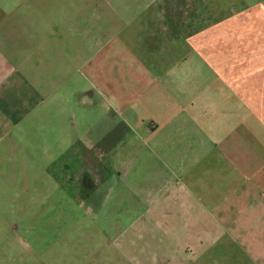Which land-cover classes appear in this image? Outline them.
Instances as JSON below:
<instances>
[{"label":"crops","instance_id":"0c3cea01","mask_svg":"<svg viewBox=\"0 0 264 264\" xmlns=\"http://www.w3.org/2000/svg\"><path fill=\"white\" fill-rule=\"evenodd\" d=\"M81 1L95 0H0V264H65L63 225L80 219L33 232L51 219L27 212L44 208L31 194L48 193L45 176L64 184L65 145L81 155L69 161L88 167L95 208L112 186L72 115L84 111L91 123L96 105L111 113L110 135L135 129L140 139L119 175L137 210L115 221L125 227L114 234L131 263L264 264V0H230L227 16L192 14L190 5L137 12L141 32L114 26L113 10L103 25L80 24ZM213 15L219 21L198 28Z\"/></svg>","mask_w":264,"mask_h":264},{"label":"rangeland","instance_id":"374dc122","mask_svg":"<svg viewBox=\"0 0 264 264\" xmlns=\"http://www.w3.org/2000/svg\"><path fill=\"white\" fill-rule=\"evenodd\" d=\"M223 0H95L90 2L88 7L87 1H81V6H85V11L81 12L80 24H95V26L103 25L104 17L100 16L105 10H113V25L120 27L122 25L133 26L132 32L142 30L140 27H147V24L140 23L137 24L136 18L132 15L137 12H160L165 9H180L184 8L185 5H190L189 9H192V14H208L221 13V15H230L234 10V5L228 0L226 3H221ZM123 10H127L131 16L130 18H125L121 16ZM203 16L201 20L197 23L198 28L206 27L219 21V18L216 16ZM90 17V18H89ZM227 18V17H226ZM127 35H130L128 30L125 31ZM177 33V31H176ZM148 32L145 31V35ZM178 37L175 40L177 44ZM119 43V42H118ZM120 44V43H119ZM130 54L131 59L140 54L138 48L131 49ZM115 53V50H112ZM106 54L108 65L111 63V66L114 67L116 60L119 57L111 56V50ZM111 60L109 62V59ZM98 76L96 77L95 82H93L96 95L102 94L104 92L102 83L103 80L99 77L100 73L97 71ZM102 82V83H101ZM88 81H85L82 87H88ZM92 112V110H91ZM83 112L72 114L73 117H78V121L83 124L84 127L80 130V133H90L93 138V146L90 151L91 156H95L97 163V168H101L102 171L106 172L109 170V175L113 174L112 186L107 189L106 193H98V197H103L101 201L96 205L91 202L89 198V186L88 175L83 176V173L88 172V167L85 162L82 160L80 166L77 162L72 163L69 161L72 156H81L80 153L69 148L65 145L64 153V167L65 176L64 184L56 182V178L52 176H45L43 180H47L45 184H48L47 188L48 193L34 192L32 199L36 204H39L43 200V207L38 206L33 208L30 211L27 209V214L32 216L34 220L39 217L48 216L51 220L48 224H37L33 225V232L41 231H50L55 232L57 227L56 220L61 217L65 218H79V224L76 221H70V224L63 225V232L69 233V236L61 242V248L65 251L64 258L65 264H135L131 263L125 252L121 248V241L114 236V234L120 233L121 229L125 225H120V222H115L116 220L120 221V216H131L136 212V208L131 207V203L135 202L136 195L132 192L131 186L127 183L126 180L119 177L120 173L123 175V172L120 169L126 166V163L129 162V159L136 154L140 149V139H138L137 131L135 129H129L128 135L124 133V130H115L111 135L109 130L105 128L108 123V118H110L111 113L104 105H96L93 110V120L91 123L88 122V119H84L86 114ZM92 115V114H91ZM92 118V117H91ZM89 124L90 127L88 126ZM106 130L107 134L104 136L102 134ZM91 130V132H90ZM68 128L65 130V137L67 139L66 133ZM72 133L76 129L71 130ZM126 131V130H125ZM87 134V136H90ZM77 146V145H74ZM79 147H83L82 143H78ZM22 160L16 159L15 168L19 169L22 165ZM75 164V168H72L71 164ZM79 167V170H78ZM81 167V168H80ZM137 167L134 171L130 169L129 181H131V174L136 176ZM73 171H79L80 177H74ZM82 174V175H81ZM24 180V178L20 177ZM91 179L94 180L96 177L91 176ZM33 180H39V178H34ZM59 185V187H58ZM80 185V186H79ZM18 202L24 200V194H16ZM8 198H11L12 195H8ZM5 196V197H6ZM14 196V195H13ZM30 197V195L28 194ZM98 199V200H100ZM24 202H21L22 204ZM28 205L31 204V201H27ZM34 203H32L33 205ZM136 205V202L134 203ZM47 206V207H45ZM64 206V207H61ZM35 207V206H34ZM24 213V210H21ZM110 223H106L107 221ZM113 223V224H112ZM112 224V225H111ZM23 231V230H21ZM96 234V235H90ZM56 240L50 241L55 242Z\"/></svg>","mask_w":264,"mask_h":264}]
</instances>
